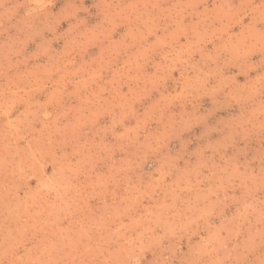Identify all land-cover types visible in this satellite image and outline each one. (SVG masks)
Returning <instances> with one entry per match:
<instances>
[{
    "label": "rangeland",
    "instance_id": "obj_1",
    "mask_svg": "<svg viewBox=\"0 0 264 264\" xmlns=\"http://www.w3.org/2000/svg\"><path fill=\"white\" fill-rule=\"evenodd\" d=\"M0 264H264V0H0Z\"/></svg>",
    "mask_w": 264,
    "mask_h": 264
}]
</instances>
